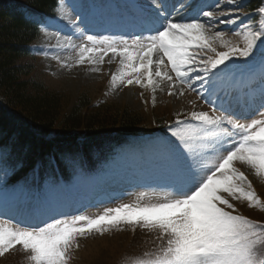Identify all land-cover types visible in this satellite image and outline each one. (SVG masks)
I'll use <instances>...</instances> for the list:
<instances>
[{
  "label": "snow or ice",
  "instance_id": "obj_1",
  "mask_svg": "<svg viewBox=\"0 0 264 264\" xmlns=\"http://www.w3.org/2000/svg\"><path fill=\"white\" fill-rule=\"evenodd\" d=\"M147 4L130 39L85 35L80 30V44L70 36L64 40L66 47L77 51L76 64H102L109 53L108 63L118 57L113 86L117 81L124 86L135 83L155 93L164 90L161 85L166 81L168 95L183 96L185 89L197 92L193 84L200 82L197 94L210 104V111L194 110L183 120L178 113L169 129L178 142L171 161L177 177L173 189L156 203H122L95 216L79 214L42 226L13 227L0 221V257L20 246L32 264H69L80 238L127 224L157 233L160 242L137 264H264V222L234 214L237 209L231 202L246 201L250 208L264 210V200L237 166H247L264 179V103L254 110L255 118L241 122L217 96L219 83L230 70L227 61L249 58L257 47L264 50V5L254 18L241 12L245 0L187 5L183 0H147ZM68 7L60 0L57 13L77 29ZM188 7L191 11L186 12ZM177 15L179 21L174 19ZM219 25L235 26L233 34H243L245 46L224 39L225 32L216 30ZM217 42L226 50L217 51Z\"/></svg>",
  "mask_w": 264,
  "mask_h": 264
},
{
  "label": "rangeland",
  "instance_id": "obj_2",
  "mask_svg": "<svg viewBox=\"0 0 264 264\" xmlns=\"http://www.w3.org/2000/svg\"><path fill=\"white\" fill-rule=\"evenodd\" d=\"M64 2L70 5L69 15L77 22L78 28L73 29L67 20L59 17L58 13L55 17L46 19L42 35L34 44L38 54L34 77L44 80L53 89L66 92L70 99L75 98L79 91L85 89L92 92L93 98H103L118 105H128L136 110L147 109L149 117L152 113H159L168 119L170 127L175 125L178 113L179 118L183 120L191 111H210V104L197 94L199 81L193 84L197 92L185 89L183 96L168 95L166 81L161 85L164 90L157 89L155 93L151 88H142L135 83L124 86L117 81L113 86L111 76L119 68L118 57L113 59L112 63H108L111 57L109 53L102 64L87 62L76 64L77 51L65 46L66 36H70L72 42L77 45L81 43L80 30H83L85 35L124 36L130 39L131 34L136 33L135 22L143 16L138 15L136 11L139 8V10L147 9V0H64ZM183 2L187 5L209 3L211 0H183ZM187 11H191V8H186ZM174 19L179 21L180 16L177 15ZM216 30L225 32L224 39L241 48L245 46L243 34L239 36L233 34L235 26L219 25ZM216 47L220 51L226 50L219 42ZM57 56L59 60L54 58ZM96 58L98 59V56ZM245 59L248 62L236 59L230 60L232 61L230 63L226 62L230 70L225 76L226 79L219 83L217 92V96L226 102V106L237 114L241 122L255 118L254 110H259L260 105L264 103V57L255 72L247 67L250 57ZM62 62L69 66H62ZM93 68H98L99 71H93ZM241 72L245 77L237 81L235 75ZM231 74H233L232 79ZM247 74L250 76L247 77ZM172 75L174 76V73ZM204 95L207 96V93ZM150 130L151 127L147 126V135ZM177 143L171 132L167 131L163 145L148 143L136 147L128 146L117 154L107 169L93 176L82 175L71 185L60 183L56 187L47 188L48 190L43 193L29 190L24 193H0V221L8 222L13 227L42 226L45 222L79 214L95 216L101 214L105 208L116 207L122 203L159 202L173 189L177 181L171 167ZM169 145L171 156H168ZM237 166L248 176L259 194L257 195L264 199V179L257 177L247 166ZM138 197L142 198L138 201ZM231 202L235 204L236 209H240L242 215L264 214V210L250 208L246 201ZM136 226L138 225L121 224L115 226L118 230L114 233H109V230L103 234L93 232L85 238H80L77 241L78 247L73 246L69 264H106L107 257L115 254L118 246L129 247ZM150 241L159 243L156 235ZM0 264H32V262L28 259V254L17 246L0 257Z\"/></svg>",
  "mask_w": 264,
  "mask_h": 264
},
{
  "label": "trees",
  "instance_id": "obj_3",
  "mask_svg": "<svg viewBox=\"0 0 264 264\" xmlns=\"http://www.w3.org/2000/svg\"><path fill=\"white\" fill-rule=\"evenodd\" d=\"M59 3L0 0V179L5 187L45 188L50 182L70 183L79 174H96L119 149L140 141L147 126L155 135L170 126L159 113L149 117L147 109L93 98L85 89L70 99L34 77L38 54L33 43L45 19L57 15ZM245 3L244 12L254 16L262 0ZM243 216L264 222L263 213ZM152 235L147 228L137 229L129 247L118 246L105 263L136 262L142 255L131 248H147Z\"/></svg>",
  "mask_w": 264,
  "mask_h": 264
}]
</instances>
